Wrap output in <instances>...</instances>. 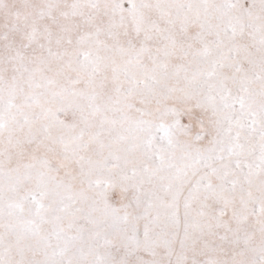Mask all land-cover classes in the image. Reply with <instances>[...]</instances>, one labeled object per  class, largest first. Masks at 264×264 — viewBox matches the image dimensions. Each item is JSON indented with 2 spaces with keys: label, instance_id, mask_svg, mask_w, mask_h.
<instances>
[{
  "label": "snow or ice",
  "instance_id": "snow-or-ice-1",
  "mask_svg": "<svg viewBox=\"0 0 264 264\" xmlns=\"http://www.w3.org/2000/svg\"><path fill=\"white\" fill-rule=\"evenodd\" d=\"M0 264H264V0H0Z\"/></svg>",
  "mask_w": 264,
  "mask_h": 264
}]
</instances>
